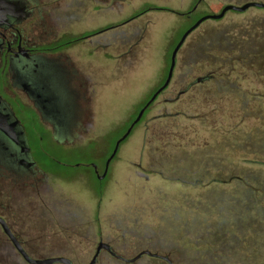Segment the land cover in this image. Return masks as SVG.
<instances>
[{
  "label": "rangeland",
  "instance_id": "obj_1",
  "mask_svg": "<svg viewBox=\"0 0 264 264\" xmlns=\"http://www.w3.org/2000/svg\"><path fill=\"white\" fill-rule=\"evenodd\" d=\"M27 1L50 35L101 32L75 37L68 50L87 78L83 106L92 119L66 136L41 124L42 138L32 142L67 164L38 151L39 180L14 195L25 249L81 264L101 238L118 253L148 249L174 264H264V8L202 21L178 51L174 91L162 95L183 88L196 68L227 71L215 52L245 60L258 78L209 81L195 87L196 100L154 102L144 117L157 116L147 129L134 126L104 177L82 176L94 159L101 174L111 146L161 82L170 40L225 3L264 0H200L189 14L197 0ZM134 264L167 263L144 255Z\"/></svg>",
  "mask_w": 264,
  "mask_h": 264
},
{
  "label": "flooded vegetation",
  "instance_id": "obj_2",
  "mask_svg": "<svg viewBox=\"0 0 264 264\" xmlns=\"http://www.w3.org/2000/svg\"><path fill=\"white\" fill-rule=\"evenodd\" d=\"M10 1L13 2L12 11L6 14L4 20L0 22V113L4 115V121L0 123V250L3 252H0V264L4 262L11 264H36L33 261L46 258H64L70 264H76L65 255L36 256L31 255L25 249V240L22 237L24 234L21 230L23 221L22 218L16 217V215L19 216L21 208L19 201L15 199L14 195L15 193H23L26 181L35 182L39 180L38 173L41 170L36 160L38 151H44L45 155L57 164H67L65 161L60 163V160L56 161L54 157L47 155L46 150L42 148L46 147L45 145H40L38 142L36 144L32 143L35 141L36 135L39 139L42 138L39 135L41 124L53 130L56 135L66 136L71 133L74 127L78 125L82 127L84 119L87 120V123L88 119H92L88 113L86 114L83 106L88 102L87 78L75 67L71 53L68 50L73 48V39L75 37L93 36L100 33L101 29L85 34L78 33L74 37L64 40L62 35H50L43 21L40 22L39 19H33L35 10L27 0ZM199 2L200 0H197L186 13L189 14L193 11ZM227 4L242 5L225 3L222 7ZM249 7L264 8V6L253 5L243 10L235 11H244ZM229 10L233 9L226 10L219 18L208 19H220ZM187 36L176 51L174 66L168 83L144 108L139 118L133 122L140 109L165 81L172 49L181 36L175 41H169V45H172V48L166 57L165 70L161 73V80H159L161 82L129 122L126 128L127 130L131 126L128 134L119 142L111 158H108L109 160L107 159L106 163L103 164L101 174L98 173V162L94 159L84 163L86 169L85 174H82V176L86 177L92 173L97 179L104 177L110 160L118 153L119 145L129 136L134 126L141 124L142 129H147L148 121L153 120L157 116L151 115L146 119L144 117L154 102L158 101L164 104L175 102L184 94L188 95L190 99L196 100L195 87L197 90L201 84L206 82L218 83L220 79H226L227 81V78H231L233 80L232 85H234L259 77L258 68L254 69L252 66L246 65L247 62L245 63V60L243 61L239 57L233 56L226 57L224 54L215 52L216 57L213 61L221 63V67L227 66V71H222L220 66L210 67L211 69L202 68V71L196 68L194 73L189 75L188 81L183 88L178 89L174 95L170 94L172 95L170 97L163 96L162 94L169 89V91H174L173 88H170V84L175 72L178 51ZM80 56H84L83 52L80 53ZM259 69L261 70V68ZM115 142L111 146L112 150L110 153L113 151ZM48 146L73 147L78 145L65 146L52 143L48 144ZM103 147H110V144L106 143ZM105 151L106 149L94 158L105 156ZM43 174L45 175L44 172ZM144 250L149 251L151 254L141 253L137 255ZM102 252L107 255H102ZM144 255L158 259L163 263L174 264L167 255L152 252L148 249H142L128 256L118 253L101 238L97 239L93 253L88 261L81 264H102L104 260L108 261L110 259L114 262L134 264ZM46 264L67 263L55 260Z\"/></svg>",
  "mask_w": 264,
  "mask_h": 264
},
{
  "label": "water",
  "instance_id": "obj_3",
  "mask_svg": "<svg viewBox=\"0 0 264 264\" xmlns=\"http://www.w3.org/2000/svg\"><path fill=\"white\" fill-rule=\"evenodd\" d=\"M264 6V2H259V1H248L245 2L242 5H234V4H227L224 7H222V9L220 10V12L218 13H207L204 14L202 16H200L194 23H192L181 35V37L179 38V40L177 41V43L175 44L174 48L172 49L171 52V56H170V63H169V67H168V72H167V77L165 79V81L163 82V84L152 94V96L150 97V99L144 104V106L140 109L138 115L136 116V118L134 119L133 122H135L139 116L141 115V113L143 112L144 108L153 100V98L156 96V94L164 87L166 86V84L169 81V78L171 76V72L174 66V59H175V54L177 49L179 48V46L181 45V43L183 42V40L185 39V37L187 36V34L193 29L195 28L200 22H202L203 20H206L208 18H219L220 16L223 15V13L228 10V9H233V10H243L248 6ZM13 6V2L10 0H0V22L2 20H4V18L6 17V14L11 13V8ZM4 121V115L0 113V123H3ZM132 125V124H131ZM131 127V126H130ZM130 127L116 140L113 151L110 155L109 158H111V156L114 154L119 142L121 140H123L126 135L128 134ZM109 160V159H108ZM141 253H148L151 254L149 251L144 250L141 251L140 253H138L137 255H140ZM55 260H60L63 261L67 264H70L69 261L67 259L64 258H46V259H42V260H35L33 261L36 264H46Z\"/></svg>",
  "mask_w": 264,
  "mask_h": 264
}]
</instances>
